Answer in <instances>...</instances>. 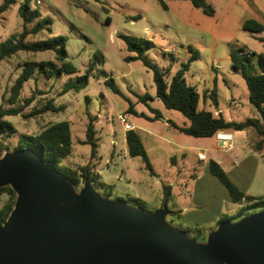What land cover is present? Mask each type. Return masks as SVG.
Here are the masks:
<instances>
[{"label": "rangeland", "instance_id": "1", "mask_svg": "<svg viewBox=\"0 0 264 264\" xmlns=\"http://www.w3.org/2000/svg\"><path fill=\"white\" fill-rule=\"evenodd\" d=\"M2 1L0 0V3ZM23 1L14 0L0 13V44L21 31L23 21L18 7ZM27 1L31 9L38 11L41 17L50 18L51 22L49 30L43 29L36 35L30 34L25 41L34 43L54 36H65V61L72 64L76 71L46 78L35 70L23 83L19 102L22 103L23 99L33 96V101L24 108L23 113L40 107L48 100L63 108L58 112L48 111L29 118H23L21 114L6 116L5 119L15 129L10 137L3 136V142L9 148L6 151H12L21 134H35L52 123L66 120L69 123L71 152L60 158L58 166L76 168L90 159L91 147L82 140L85 138L88 117L94 116L96 162L99 169L97 173L102 183L96 190L102 195L122 200L145 211H152L160 205L162 185L170 180L172 192L167 207L171 209L173 204L180 202H189L195 206V202H201L202 209L189 218L198 219L199 231L205 234L208 233V228L216 227L214 214L220 210L226 213L229 221L237 220L239 213L246 215L259 210L247 209L244 203L232 202L225 187L207 171L202 172L201 178L195 184L194 193L191 192L193 188L189 174L193 173L194 168L198 170L200 167L201 171L206 162H197V152L173 149L170 144L182 142L181 139L187 143H211L213 138H198L182 133L177 134L182 138L173 135L167 147L159 145L162 142L158 141L156 134L168 135V131H173L170 125H164L162 122L165 115L179 126L187 125L188 120L179 111L166 109L155 97L152 70L149 67L141 60L124 59L131 52L126 50L119 35L151 40L153 46L143 57L159 70L165 71L166 80L183 69V64L188 63L183 76L186 83L194 86L199 93L197 109L220 108L224 117L232 116L233 120L243 121L254 113L250 110L245 80L238 71H231L229 54L231 49L236 47L264 53V41L261 40L264 38V29L259 33L243 30L241 26L233 24L235 17L227 23V19H231L233 15L224 8L223 3L226 0H206L214 10L213 16L203 13L200 9H195L197 14L193 15L189 10L184 11L175 5L167 4V0ZM233 1L236 4L229 8L233 7L236 17L245 18L254 14L246 9V0ZM254 4L264 14V0H255ZM262 23L264 26V19ZM33 24L34 22L27 25L31 27ZM224 25L226 28H223ZM155 45L165 46L166 50L162 51ZM188 46L197 52L193 59L186 52H182V49H187ZM95 55L100 59H95ZM53 57V52L47 50L17 51L10 58L0 61V106L11 107L8 104L10 88L25 61L47 60ZM90 63L92 69L87 86L76 92L70 90L60 94L65 85L74 83L86 72ZM98 69L106 71L108 77L113 79L116 92L104 85V78L97 75ZM212 92L216 94L217 107L212 104ZM145 94L148 98L144 101L141 97ZM129 106L132 107L133 113L128 112ZM152 110L159 113V118H148L154 116L155 112ZM118 114H123L129 123L134 124V130L147 146L153 175L144 168L140 157H132L124 152L125 131L117 119ZM257 139L255 133L251 134L250 141L253 145ZM261 151L264 153V150ZM183 152L185 160L180 157ZM173 160H177V165L173 164ZM90 162L92 163V160ZM259 164V167L257 164L251 165L250 171L254 174V179L249 182L248 190L263 196L264 159L261 157ZM186 182L189 195L183 192ZM106 185L111 187H108L105 194ZM7 197L5 193L0 195V208ZM185 232L196 237L194 232Z\"/></svg>", "mask_w": 264, "mask_h": 264}, {"label": "water", "instance_id": "2", "mask_svg": "<svg viewBox=\"0 0 264 264\" xmlns=\"http://www.w3.org/2000/svg\"><path fill=\"white\" fill-rule=\"evenodd\" d=\"M2 186L16 197L0 225V264H264V208L198 240L170 225L166 202L145 211L87 179L75 188L32 148L0 156Z\"/></svg>", "mask_w": 264, "mask_h": 264}, {"label": "trees", "instance_id": "3", "mask_svg": "<svg viewBox=\"0 0 264 264\" xmlns=\"http://www.w3.org/2000/svg\"><path fill=\"white\" fill-rule=\"evenodd\" d=\"M13 2L14 0H3L0 3V13L6 10ZM190 2L195 8L200 9L207 15H212L214 13L213 8L206 0H190ZM18 10L23 21L21 31L0 44V61L10 58L17 51L36 52L47 50L52 51L54 57L53 59L31 60L23 63L20 73L10 88L8 104L11 107L5 108L0 106V126L2 128V135H0V156L3 152L9 150L8 146L3 142V136L10 137L15 132L13 125L5 119L6 116L21 114L23 118H29L48 111L58 112L63 108L62 106H55L52 100H48L40 107H34L31 111L23 113L24 108L33 101V96H30L23 99L22 103L19 102V95L23 83L30 78L35 70H38L46 78L57 77L61 74H72L76 71V68L72 64L65 61L67 57L65 36H54L34 43L25 41L26 37L30 34L36 35L43 29L49 30L50 18L41 17L38 11L30 8L27 0L20 3ZM32 22H34V24L28 27L27 24ZM241 28L248 32L259 33L264 29V26L255 19H246L242 22ZM119 37L124 42L126 50L131 52V54L125 56L124 59L126 61L141 60L145 66L152 70L155 97L162 102L166 109L177 110L188 120V124L184 127H180L173 121L167 120L170 125L186 135L198 138L212 137L220 130L252 129L258 136L257 141L253 145L254 148L260 151L264 150V53H255L243 47L232 48L230 51L231 71H238L243 77L248 90V102L252 104L259 113V118L248 117L243 121H236L233 119H226L220 112L214 113V110L197 109L199 93L194 86L186 83L183 76L188 63L183 64V69L178 70L169 80H166L165 71L159 70L143 57V54L153 46L151 40L129 35H119ZM261 40L264 41V38ZM190 51L192 53L191 59L197 56V52L194 51V49L190 48ZM95 59L98 60L100 58L95 55ZM88 65L86 72L80 75L74 83L65 85L61 89L60 94H64L70 90L76 92L87 86L92 63ZM97 75L104 78L103 83L106 87L116 92V88L113 86V79L108 77L106 71L98 69ZM141 98L145 101L148 97L145 94ZM210 98L212 104L217 107L215 92L210 94ZM152 111L155 112L154 116L148 118L151 120L159 118V113L155 110ZM128 112H134L131 106L128 107ZM94 121V116L88 117L85 138L82 140L83 143L89 144L91 147L90 159L76 168L58 166L60 158L69 155L71 152L69 123L66 120L52 123L35 134H21L17 138L12 151L22 148H32L39 154L44 162H53L57 171L64 175L75 188H78L82 182L87 179L96 189L101 186L102 183H100L99 174L96 172ZM125 142L128 154L132 157H140L144 164V168L149 174L153 175L154 171L152 164L150 163L146 148L139 134L134 129L126 131ZM90 160H92V163ZM207 168L208 172L225 187L232 202L244 203V207L247 209L252 208L257 210L264 208V196L246 194L231 180L226 171L215 160L209 158L207 160ZM108 187L111 186L106 185V187H104L105 194L108 191ZM2 193H5L8 197L0 208V225L6 219L16 197L15 192L9 186L0 187V195ZM170 196L171 186L163 184L162 203L166 202L167 204ZM169 214L173 219H168V222L174 225L173 221L179 219V211L170 209ZM243 215V213H239L237 219ZM228 219L226 215L221 216L217 224ZM194 235H196V238L199 240L205 239V235L199 230H196Z\"/></svg>", "mask_w": 264, "mask_h": 264}, {"label": "crops", "instance_id": "4", "mask_svg": "<svg viewBox=\"0 0 264 264\" xmlns=\"http://www.w3.org/2000/svg\"><path fill=\"white\" fill-rule=\"evenodd\" d=\"M167 1H168V2H166L167 4L175 5L178 9H182L184 11L189 10L190 12H192L193 15L197 14L194 10L198 9V8H195L192 5V3L190 2V0H167ZM246 1L248 2V6L246 7V9L253 11L254 14L245 16V18L236 17L234 14L233 7L231 9L229 8L232 4H234V5L236 4L233 0H226L223 3L224 8L229 10L231 15H233V17H231V19H227L228 20L227 23L231 22L234 19V17H235V20H233L234 21L233 24L236 25L237 27L241 26L242 22L246 19H255V20L262 23V21L264 19V14L254 4L255 0H246ZM213 15H214V13H213ZM223 24H226V23H223ZM223 28H226V26L224 25ZM155 46L157 48H160L162 51L166 50L165 46H162V45H155ZM190 48H191L190 46H188L187 49L183 48L182 52H184V53L186 52L187 54H189L191 56L192 53L190 51ZM102 81H103V79H102ZM250 110H251L252 114L254 113L252 118H259V113L252 106V104L250 105ZM217 112H220L222 114L220 108L214 109V113H217ZM231 118H232V116H229L226 119L231 120ZM167 120H171V119L168 118L167 115H165L162 122L164 123V125L168 126V125H170V123ZM132 125H133V129H134L135 126H134V124H132ZM170 126L173 128L172 129L173 131H168V135L158 136V134H156L158 141L162 142L160 144L158 143L161 147H163V146L167 147V145L170 144L171 139H172L171 137L173 135H176L177 138H182L179 135H177V134H182V132L179 131L178 129H176L175 127H173L172 125H170ZM184 126H186V124ZM184 126H180V127H184ZM224 131L229 134V137L233 142L232 148L230 150H227V151L222 149L218 145V142H217L215 136H212L213 142H211V143H209V142L206 143V142H202V141H199L197 143H195V142H188L187 143V142H185L184 139H181L182 142H173L174 144H170V148H173V149H181L183 151L188 150L191 152L192 151L197 152V162H199V163L206 162L204 168L201 171H199L200 167L198 168V170H196V168H194L193 173L189 174L190 185L193 188V191L191 190V192L194 193V191H195L194 188L196 186L195 184L201 178L202 172H204V171L208 172L207 160L209 158H211V159L215 160L226 171V173L231 178V180L241 190H243L246 194H250V195H254V196H262L260 194L254 193V192H250V190H248V189H250L249 188V182L252 179H254V174L250 171L252 166L257 164V166L259 167V165H260L259 164V158L261 157L264 159L262 151L256 150L253 147L252 142L250 141L251 134H254V131L252 129L224 130ZM147 133L149 134V132H147ZM123 138L125 141V133L123 135ZM144 146H145L146 152H147L148 151L147 146L145 144H144ZM124 147H125L124 152H127L126 142H125ZM199 154H203L204 159L199 160L198 159ZM180 157L185 160L184 152L180 155ZM183 163H185V161H183ZM173 164L177 165V160H173ZM96 168H97L96 169V172H97V170H99L97 165H96ZM99 181H100V179H99ZM170 183H171L170 180H168L167 184L170 185ZM186 186H188L187 182L184 183V191L183 192H186L189 195L190 191L188 190V188ZM171 192H172V188H171ZM161 205H162V195H161L160 205L155 209L160 208ZM201 209H202V203L201 202L198 204H196V202H195V206H192L189 202L188 203L180 202L179 204L177 203V205L173 204V207L171 208V210L179 211V219L174 220L173 224L175 225L176 228L181 229L183 231L195 232L196 230H199V228L197 226L198 219H196V218L190 219L189 217H193V215H195V212H199ZM231 209H233V207H231ZM224 215H226V213L221 212V210L219 212H217L216 214H214V218L216 221L215 226L217 225L218 219ZM166 219L170 220V219H173V217L170 214H168L166 216ZM214 228H208V232ZM202 234L206 235L205 233H202Z\"/></svg>", "mask_w": 264, "mask_h": 264}, {"label": "built area", "instance_id": "5", "mask_svg": "<svg viewBox=\"0 0 264 264\" xmlns=\"http://www.w3.org/2000/svg\"><path fill=\"white\" fill-rule=\"evenodd\" d=\"M117 119L122 123L125 132L133 129V125L126 120V117L123 114H118ZM214 136L218 142V145L222 149L227 151V150H230L232 148L233 142L230 139L229 134L226 133L224 130H220V131L216 132ZM198 159L199 160L204 159V155L199 154Z\"/></svg>", "mask_w": 264, "mask_h": 264}]
</instances>
